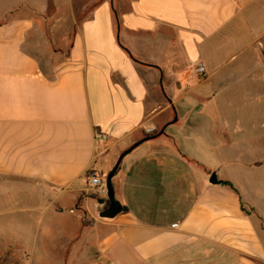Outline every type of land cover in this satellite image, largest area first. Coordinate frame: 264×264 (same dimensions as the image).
I'll return each mask as SVG.
<instances>
[{"label": "crops", "instance_id": "1", "mask_svg": "<svg viewBox=\"0 0 264 264\" xmlns=\"http://www.w3.org/2000/svg\"><path fill=\"white\" fill-rule=\"evenodd\" d=\"M17 8V19L0 23V216L38 230L52 208L74 216L61 264H264L254 212L264 213L249 196L261 190L254 179L264 182V119H204L198 104L233 94L242 70L264 67V0ZM197 62L205 80L186 75ZM251 87L264 93V81ZM186 95L197 104H182ZM235 107L231 100L222 110ZM147 135L113 179L123 212L101 218L89 173L105 177ZM245 156L256 157L241 163ZM214 173L221 183L210 182ZM14 238L2 253L27 254L23 236Z\"/></svg>", "mask_w": 264, "mask_h": 264}, {"label": "rangeland", "instance_id": "2", "mask_svg": "<svg viewBox=\"0 0 264 264\" xmlns=\"http://www.w3.org/2000/svg\"><path fill=\"white\" fill-rule=\"evenodd\" d=\"M31 2V3H43L45 0H0V23L1 22H10L14 19H17V15H13V11L15 9H18L17 6L21 4L22 2ZM15 8V9H14ZM11 11L8 15V12ZM189 56L185 57V60ZM198 63V62H197ZM192 64H189V71L187 72V77L191 78L193 76V69ZM255 68L252 70H242L244 72L245 76L241 77L237 84L238 87H235L236 90L233 92V94L229 95H220L217 94L215 96L214 102L206 103L202 102L201 100H192L193 96L184 97V100L182 104H189V105H196L197 101L198 104L206 105L205 110H203L200 114V118L204 119H215V120H232L237 121L238 119L241 120H253V119H264V109H262V106L258 110L257 108H254L252 106L247 107V103H253L256 104L264 103V93L263 90H259L258 88L253 89L251 87L252 82L256 81H264V67L260 66L259 64H254ZM255 71V72H253ZM249 73V74H248ZM260 74V76H259ZM253 77L255 79H253ZM199 78V77H198ZM258 78H260L258 80ZM200 79V78H199ZM202 80V79H200ZM231 80H229L230 82ZM231 83V82H230ZM219 87V85L216 84V90ZM214 87H212L210 90L206 91H213ZM231 100L236 105L235 109L233 111H224L222 110V106L226 103L231 102ZM218 105L219 107L214 108L210 107L212 105ZM210 105V106H208ZM242 105L246 106L245 108L242 107ZM171 114V118H173V114ZM157 132H154L153 134H157ZM150 137L146 136L145 138ZM261 157L264 155V148L263 146L259 147V153ZM237 156V154H234V158ZM256 156H250V157H244L239 158L238 160L241 161V163H248L250 160H254ZM260 157V159H261ZM233 158V159H234ZM237 161V160H233ZM263 161V160H262ZM236 168V166H234ZM215 174V173H214ZM213 174V175H214ZM217 175V174H216ZM108 174H105V177H107ZM264 174L261 176L263 177ZM219 175H217V178ZM236 177H243V175H238ZM248 178L251 179V173L248 174ZM243 181H247L246 178H243ZM255 182H258L259 187H261L260 193L249 190V196L252 200L257 201V205L261 207V210H263L264 213V182L259 180H253ZM252 183V179L250 180ZM263 187V189H262ZM90 198L93 200V205H96V208L101 210V207L105 208V205H102L98 203V200H100V197L95 194L94 191H90ZM102 208V210H103ZM3 208H0V210ZM8 209V208H7ZM255 219L257 221L258 226L262 227L264 226V220H262L259 217V214L254 212ZM95 215L98 216V212H95ZM21 218L26 217V220L28 219L27 216L30 215H23L19 214ZM33 216H36L35 220L38 218V213H33ZM17 215H5L0 216V244L3 242H6L9 238H14V236H23L25 242L28 244L26 245L27 254H17L14 252H6L2 253V248L0 247V264H61L63 255L65 254L66 245H68V239L70 237L65 236L66 233H73L75 230V223L76 218L74 216H71L69 214H64L62 217L58 215L57 208H52V210L46 212V220L43 224V227H41V230L37 229V223H34L29 219V221H26L24 224H22V221L20 220V228H23V231L19 230V225L16 223ZM84 224H89V222ZM54 228L53 232H50L51 229ZM20 234V235H19ZM16 241H18L17 238H14ZM59 249L60 251L57 253V255L52 256L50 254V249Z\"/></svg>", "mask_w": 264, "mask_h": 264}, {"label": "water", "instance_id": "3", "mask_svg": "<svg viewBox=\"0 0 264 264\" xmlns=\"http://www.w3.org/2000/svg\"><path fill=\"white\" fill-rule=\"evenodd\" d=\"M149 139L150 138L143 139L140 142L136 143L134 146H132L129 150H126L125 152H123L121 154L119 160H118L117 165L113 168L112 171H110L108 173V176H107L106 180H107L108 201H109V204L100 213L101 218H104V219H114V218H116L118 215H120L123 212V208H122L121 204L116 200L113 179L117 176V174L119 172V169H120V165H121L123 159L127 155H129L131 152H133L137 147H139L140 145H142L144 142H146ZM210 182L212 184H215V185L221 183V182L218 181V178H217V175L216 174L212 175V177L210 179ZM99 203L102 204V205L105 204V202L103 200H100Z\"/></svg>", "mask_w": 264, "mask_h": 264}, {"label": "built area", "instance_id": "4", "mask_svg": "<svg viewBox=\"0 0 264 264\" xmlns=\"http://www.w3.org/2000/svg\"><path fill=\"white\" fill-rule=\"evenodd\" d=\"M192 69L195 75L200 79L205 80L207 78V66L203 63L192 64ZM107 136L99 134L97 136L98 141H105ZM88 189L94 191L100 199L108 198V188L106 177L97 175L96 173H89L88 175Z\"/></svg>", "mask_w": 264, "mask_h": 264}, {"label": "trees", "instance_id": "5", "mask_svg": "<svg viewBox=\"0 0 264 264\" xmlns=\"http://www.w3.org/2000/svg\"><path fill=\"white\" fill-rule=\"evenodd\" d=\"M147 138H150V137H147ZM227 185H230V184H227ZM230 186H231V185H230ZM105 203H106L105 206L107 207L108 204H109V201L107 200Z\"/></svg>", "mask_w": 264, "mask_h": 264}]
</instances>
